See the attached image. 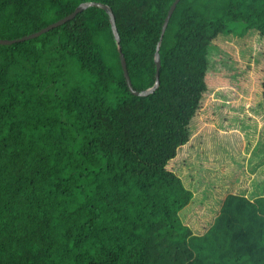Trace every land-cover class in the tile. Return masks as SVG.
<instances>
[{
    "label": "trees",
    "instance_id": "obj_1",
    "mask_svg": "<svg viewBox=\"0 0 264 264\" xmlns=\"http://www.w3.org/2000/svg\"><path fill=\"white\" fill-rule=\"evenodd\" d=\"M85 1L111 7L133 87L152 86L173 0H0V38ZM233 29L264 36V0H180L146 96L129 91L100 7L0 44V264H264V195L226 194L197 234L179 216L193 193L166 168L189 139L212 42Z\"/></svg>",
    "mask_w": 264,
    "mask_h": 264
},
{
    "label": "rangeland",
    "instance_id": "obj_2",
    "mask_svg": "<svg viewBox=\"0 0 264 264\" xmlns=\"http://www.w3.org/2000/svg\"><path fill=\"white\" fill-rule=\"evenodd\" d=\"M263 78L264 36L233 29L213 40L189 139L166 165L193 193L179 216L194 233L210 226L226 194L264 195Z\"/></svg>",
    "mask_w": 264,
    "mask_h": 264
},
{
    "label": "water",
    "instance_id": "obj_3",
    "mask_svg": "<svg viewBox=\"0 0 264 264\" xmlns=\"http://www.w3.org/2000/svg\"><path fill=\"white\" fill-rule=\"evenodd\" d=\"M180 0H173V2L170 4L168 10H167V14L163 20V23H162V27H161V33H160V37H159V40L156 44V50H155V53H154V62H155V81H154V84L148 88H145L143 90H136L132 83H131V80H130V77H129V74H128V70H127V65H126V60H125V57H124V54L121 50V46L119 44V41H120V36H119V33H118V30H117V27H116V24H115V16L113 14V11L111 9V7L107 4H104V3H101V2H96V1H85V2H81L80 4H78L75 9L70 12L69 14H67L66 16L40 28L39 30L35 31V32H32L30 34H27L25 36H22L20 38H15V39H6V38H0V44H11V43H14V42H18V41H22V40H26V39H30V38H33V37H37L39 36L40 34L44 33V32H47L49 31L50 29L54 28V27H57L63 23H65L66 21L72 19L75 17V15L81 11H83L84 9H86L87 7H90V6H97V7H100L102 9L105 10V12H107L108 16H109V21H110V24H111V29H112V33H113V36L115 38V41L117 42V50H118V53H119V59H120V63H121V67H122V71H123V76L125 78V82H126V85L129 89V91L134 94V95H138V96H146L152 92H154V90L158 87L159 85V69H160V66H161V60H160V55H159V47H160V44H161V39H162V36L165 32V29H166V26L168 24V21L177 5V3L179 2Z\"/></svg>",
    "mask_w": 264,
    "mask_h": 264
}]
</instances>
